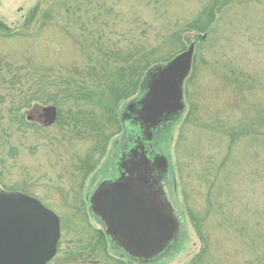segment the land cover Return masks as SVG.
Returning a JSON list of instances; mask_svg holds the SVG:
<instances>
[{
    "label": "rangeland",
    "instance_id": "obj_1",
    "mask_svg": "<svg viewBox=\"0 0 264 264\" xmlns=\"http://www.w3.org/2000/svg\"><path fill=\"white\" fill-rule=\"evenodd\" d=\"M39 1L0 0V20L11 32L24 26L26 30ZM43 1L47 7L66 3L73 15L66 16L63 5L57 8L63 18L58 17L55 25L41 32L31 26L30 36L0 37V55L16 67L26 66L25 72L57 71L80 62L83 53L75 37L83 36L81 24L85 33L100 24L115 23L120 32H131L135 38L138 23H146L152 28L148 38L153 41L157 34L167 38L200 16L207 21L210 13L215 15L207 38L195 45L192 72L183 88L184 111L154 145L169 160L163 191L178 218L179 233L172 246L152 261L134 260L111 243L107 251L112 260L99 254L83 263L68 256L88 246L90 235L102 229L89 212L87 198L102 181L114 177L113 163L129 137L127 127L114 136L95 171L75 181L70 151L52 144L57 130L43 119L42 108L52 104L32 103L20 112L35 127V133L27 132L9 123L15 107L0 83V188L35 197L60 217L58 254L50 264H264V0ZM104 8L113 10L110 16L98 14ZM183 34L187 47L203 35ZM166 48L165 54L171 52L170 46ZM229 72L241 76L236 77L243 89L230 84ZM134 98L121 105L120 118ZM190 112L191 119L199 122L185 123ZM252 120L262 127L245 136V124ZM219 122L243 134L233 142L222 131L199 128ZM86 212L90 219L83 222ZM206 248L207 254L198 262Z\"/></svg>",
    "mask_w": 264,
    "mask_h": 264
},
{
    "label": "trees",
    "instance_id": "obj_2",
    "mask_svg": "<svg viewBox=\"0 0 264 264\" xmlns=\"http://www.w3.org/2000/svg\"><path fill=\"white\" fill-rule=\"evenodd\" d=\"M53 1L50 2L53 4ZM63 5L65 9L62 8ZM50 6V8L45 6L43 0L39 1L28 17L26 30L24 26L20 31L11 32L0 20V37L9 38L19 34L22 37L30 36L33 35L30 33L32 27H37V32H41L55 25L54 21L62 17L61 9H57L58 7L64 10L66 16L73 15L66 3L50 4ZM214 9H217L216 5ZM100 10L98 14L104 17L110 16L113 12L112 9L107 8H104V12ZM214 16L210 13L207 21L200 16L183 30L175 31L167 38L157 34L153 41L148 38L149 33L152 35V28L146 23H138V35L135 38H131V32H120L115 23H103L86 30L85 33V28L81 24L83 36L74 37L83 53V59L70 66H63L57 71L52 68H42L41 71L34 69L25 72L26 66L16 67L14 63L0 55V83L9 91L11 104L15 107V111L11 110V114L9 113L12 116L15 115L9 123L24 127L27 132H31L35 127L28 123L25 116H20V112L32 103L44 104V106L52 104L56 107L58 117L54 128L57 134L51 142L58 148L70 151L69 167L72 177L78 179L75 181L81 182L95 171L97 163L106 153L114 136L123 130L122 118L119 115L121 105L136 97L144 89L150 72L166 65L189 48L184 38V31L203 34L196 39V44L204 41L213 28ZM63 31L68 32L65 28ZM203 36H206L204 40ZM166 46L171 48V52L167 54H165ZM236 76L241 78L239 74L235 75V72H229L226 78L230 84L243 89L242 81ZM22 95L32 98H22ZM192 115L193 113L190 112L187 116L185 122L187 125H191V121L199 122L197 119L192 120ZM245 125L246 129H243L245 136L248 135V131L258 132L262 127V124H258L256 120ZM199 128L215 133L222 131L224 135L231 137L233 142L240 133L220 122L218 124L203 123ZM87 214L86 212L82 216L83 222H88L90 219V215ZM192 218L199 222L195 216ZM197 228L200 231L199 224ZM90 236L88 246L79 247L75 254L71 253L68 256L74 260H82L83 263L97 258L99 254L112 260L107 251L110 241L105 231L101 229ZM79 242L82 243V241ZM204 243H206L205 240ZM208 250L206 248L203 251L198 262L203 260ZM116 263L124 264L121 261Z\"/></svg>",
    "mask_w": 264,
    "mask_h": 264
},
{
    "label": "water",
    "instance_id": "obj_3",
    "mask_svg": "<svg viewBox=\"0 0 264 264\" xmlns=\"http://www.w3.org/2000/svg\"><path fill=\"white\" fill-rule=\"evenodd\" d=\"M194 52L192 44L147 75L140 97L131 103L136 106L137 101H147L141 114L137 109L123 118L129 131L134 130L133 124L137 128L142 124L141 141L121 156L131 141L127 138L119 155V162L127 160L123 172L102 182L89 198L91 213L110 242L144 263L163 255L162 250L170 248L179 233L178 218L160 186L169 168L168 158L157 150L150 154L148 147L154 146L155 136L184 111L183 86L192 69ZM43 117L49 125L54 124L57 109L44 108ZM60 239L58 215L32 196L0 189V264H48L57 256Z\"/></svg>",
    "mask_w": 264,
    "mask_h": 264
},
{
    "label": "flooded vegetation",
    "instance_id": "obj_4",
    "mask_svg": "<svg viewBox=\"0 0 264 264\" xmlns=\"http://www.w3.org/2000/svg\"><path fill=\"white\" fill-rule=\"evenodd\" d=\"M140 97V96H139ZM138 97V98H139ZM137 98V99H138ZM137 99H135L134 101H136ZM133 101V102H134ZM145 102H147V101H145ZM145 102L143 103V104H141L142 102H136V106L135 105H133V104H135V103H133V104H131L130 103V110H129V112L128 113H126V116L131 112V113H135V112H137V109H138V112L141 114V110H142V108L145 106ZM141 104V105H140ZM132 105V106H131ZM138 105V106H137ZM129 107V106H128ZM132 120H135L134 122L135 123H137L138 121H137V118L136 117H133L132 116ZM44 119V118H43ZM31 120H33V118H31ZM44 122H45V119H44ZM131 122V121H130ZM132 123V122H131ZM139 123V122H138ZM134 125V130H130L129 131V138H130V143L126 146V150L125 151H123L122 152V154H121V156L123 155V153L124 152H127L128 150L130 151V149H132L134 146L135 147H137L136 146V142H138V141H141V138H140V136H141V131H142V129H141V125L142 124H140L139 123V126L140 127H138L137 128V125L136 124H133ZM145 125V124H144ZM147 125H149V124H147ZM135 128H137V129H135ZM139 128L141 129V131L139 130ZM140 135V136H139ZM148 150H149V153L150 154H152V153H154L155 152V149H154V146H152V147H148ZM120 156V157H121ZM120 157L118 158V160L115 162V163H113V167H114V177H111L110 179H114V178H116L119 174H121L123 171L121 170V169H123L122 168V166L125 164V162H127V160H125V161H122V162H119V160H120ZM121 170V171H120ZM156 175L157 176H159V173L157 172L156 173ZM164 178H165V175H164V177H162V180L160 181V186L163 188V186H167V184H168V182L166 181V180H164ZM164 181H166V185H164L165 184V182Z\"/></svg>",
    "mask_w": 264,
    "mask_h": 264
}]
</instances>
